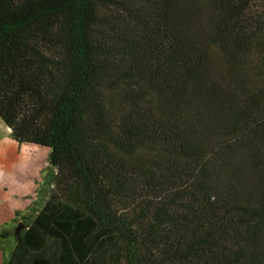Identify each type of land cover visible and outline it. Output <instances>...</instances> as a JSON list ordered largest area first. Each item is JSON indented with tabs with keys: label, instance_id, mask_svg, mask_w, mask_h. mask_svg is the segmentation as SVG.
Returning <instances> with one entry per match:
<instances>
[{
	"label": "trees",
	"instance_id": "1",
	"mask_svg": "<svg viewBox=\"0 0 264 264\" xmlns=\"http://www.w3.org/2000/svg\"><path fill=\"white\" fill-rule=\"evenodd\" d=\"M0 119L3 264H264V0H0Z\"/></svg>",
	"mask_w": 264,
	"mask_h": 264
},
{
	"label": "rangeland",
	"instance_id": "2",
	"mask_svg": "<svg viewBox=\"0 0 264 264\" xmlns=\"http://www.w3.org/2000/svg\"><path fill=\"white\" fill-rule=\"evenodd\" d=\"M48 155V149H41L35 159L22 157L9 128L0 119V264L10 257L16 230L30 214L44 185Z\"/></svg>",
	"mask_w": 264,
	"mask_h": 264
},
{
	"label": "water",
	"instance_id": "3",
	"mask_svg": "<svg viewBox=\"0 0 264 264\" xmlns=\"http://www.w3.org/2000/svg\"><path fill=\"white\" fill-rule=\"evenodd\" d=\"M21 228H23V224H21L20 226H18L17 230H16V235H18L19 231L21 230Z\"/></svg>",
	"mask_w": 264,
	"mask_h": 264
}]
</instances>
